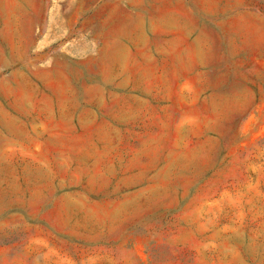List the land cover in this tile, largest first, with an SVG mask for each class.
<instances>
[{"label": "rangeland", "instance_id": "rangeland-1", "mask_svg": "<svg viewBox=\"0 0 264 264\" xmlns=\"http://www.w3.org/2000/svg\"><path fill=\"white\" fill-rule=\"evenodd\" d=\"M0 0V264H264V0Z\"/></svg>", "mask_w": 264, "mask_h": 264}, {"label": "crops", "instance_id": "crops-1", "mask_svg": "<svg viewBox=\"0 0 264 264\" xmlns=\"http://www.w3.org/2000/svg\"><path fill=\"white\" fill-rule=\"evenodd\" d=\"M66 2V7L57 6L53 11L51 29H63L74 12L76 0H66Z\"/></svg>", "mask_w": 264, "mask_h": 264}]
</instances>
